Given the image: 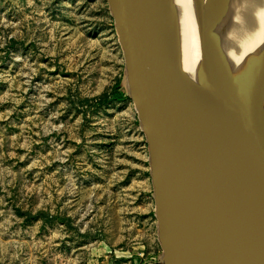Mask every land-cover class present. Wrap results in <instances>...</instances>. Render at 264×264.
Returning <instances> with one entry per match:
<instances>
[{"label":"rangeland","instance_id":"obj_1","mask_svg":"<svg viewBox=\"0 0 264 264\" xmlns=\"http://www.w3.org/2000/svg\"><path fill=\"white\" fill-rule=\"evenodd\" d=\"M155 181L107 0H0V264H165Z\"/></svg>","mask_w":264,"mask_h":264},{"label":"bare ground","instance_id":"obj_2","mask_svg":"<svg viewBox=\"0 0 264 264\" xmlns=\"http://www.w3.org/2000/svg\"><path fill=\"white\" fill-rule=\"evenodd\" d=\"M208 3L157 0L171 32L215 70L250 72L242 56L264 49V17L250 8L263 6L264 0H228L219 17H212L209 25L199 24L209 11ZM151 118L159 184L155 201L164 216V222L159 221L164 263L225 264L231 252L246 245L260 248L264 167L191 134L179 122L156 113ZM174 171L183 177L174 180Z\"/></svg>","mask_w":264,"mask_h":264},{"label":"water","instance_id":"obj_3","mask_svg":"<svg viewBox=\"0 0 264 264\" xmlns=\"http://www.w3.org/2000/svg\"><path fill=\"white\" fill-rule=\"evenodd\" d=\"M107 2L123 49L128 87L152 156L151 114L156 113L264 167V49L242 56L250 72L217 71L171 32L157 0ZM227 2L214 1L216 8L209 6L203 25H209L213 14H221ZM171 174L174 180L183 177L175 171ZM225 264H264V244L231 252Z\"/></svg>","mask_w":264,"mask_h":264},{"label":"trees","instance_id":"obj_4","mask_svg":"<svg viewBox=\"0 0 264 264\" xmlns=\"http://www.w3.org/2000/svg\"><path fill=\"white\" fill-rule=\"evenodd\" d=\"M127 97L123 96L122 93L119 90H115V92L112 93V97H110V95L108 93H103L99 96L90 98V99H85L84 103L89 105L90 107H97V106H101L107 102H109L110 100H123L126 99ZM41 214V213H39ZM36 217V215H34V218Z\"/></svg>","mask_w":264,"mask_h":264},{"label":"crops","instance_id":"obj_5","mask_svg":"<svg viewBox=\"0 0 264 264\" xmlns=\"http://www.w3.org/2000/svg\"><path fill=\"white\" fill-rule=\"evenodd\" d=\"M214 1H216V0H209L208 6L211 5L212 8H216V7L214 6L215 3H213Z\"/></svg>","mask_w":264,"mask_h":264}]
</instances>
